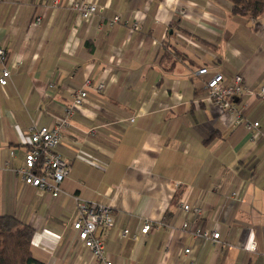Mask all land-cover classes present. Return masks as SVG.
Segmentation results:
<instances>
[{
  "label": "crops",
  "instance_id": "0c3cea01",
  "mask_svg": "<svg viewBox=\"0 0 264 264\" xmlns=\"http://www.w3.org/2000/svg\"><path fill=\"white\" fill-rule=\"evenodd\" d=\"M70 1L0 0V73L10 71L0 84V214L34 228L31 251L43 264H102L69 226L73 199L37 191L5 162L21 165L29 127L53 124L85 79L103 80L104 93L89 88L74 110L57 151L70 165L64 192L112 209L105 258L264 264V11L235 16L229 0H96L98 14L81 21ZM203 67L243 75L253 95L234 99L240 121L207 100ZM181 200L203 209L199 226L218 231L219 242L180 232L193 218ZM145 220L152 227L141 234Z\"/></svg>",
  "mask_w": 264,
  "mask_h": 264
},
{
  "label": "built area",
  "instance_id": "2783aa9c",
  "mask_svg": "<svg viewBox=\"0 0 264 264\" xmlns=\"http://www.w3.org/2000/svg\"><path fill=\"white\" fill-rule=\"evenodd\" d=\"M45 8L60 6V0H43ZM81 21H88L98 14L99 6L96 0H71L67 5ZM39 22V18H36ZM108 25L114 26L120 22V17L115 15L107 20ZM134 30L138 29L136 22L127 26ZM6 60V50L0 45V63L4 64ZM197 75L204 76L202 81L207 95L206 98L212 105L223 112H228L229 117H233L235 122L240 121L241 110L236 109L234 99L248 91L244 86V77L236 73L231 78H225L222 73H209L206 67L200 68ZM10 77V71L2 68L0 73V84L4 86ZM53 84H50L52 87ZM93 89L96 93L102 94L106 89V83L103 80L91 82L85 79L83 86L73 93L72 102L63 107L60 117H57L50 126L37 127L33 123L29 127L28 142L24 149L23 161L21 165L13 167L8 161L5 162V168L14 172L26 184L37 191L48 193L51 197H58L61 194L73 199L75 204V213L70 218L69 226L75 232L76 238L81 246L87 249L91 257L102 264H113L112 261L105 258V244L109 231L115 226V219L112 209L101 202L89 201L80 198L78 195H68L64 192L61 185L67 177L70 169L69 162L62 157L57 149L62 143L63 133L70 125L74 110L80 107L83 101L88 98V89ZM257 96L264 98V86L257 92ZM247 129L251 137L258 135V123L247 122ZM10 156L15 155L14 150H10ZM241 191L236 190L231 193V197L239 200ZM181 210L188 215L191 214L192 220H185L180 225V232H188L193 238L219 242L220 234L218 231L202 228L199 221L203 215V209L198 206H192L188 202L181 200L179 203ZM152 227L149 220H145L140 230L141 234H146ZM174 230V227H170ZM128 231L123 230L122 236H127ZM255 243H251L250 250H253ZM185 254L190 253V249H184Z\"/></svg>",
  "mask_w": 264,
  "mask_h": 264
},
{
  "label": "trees",
  "instance_id": "16d2710c",
  "mask_svg": "<svg viewBox=\"0 0 264 264\" xmlns=\"http://www.w3.org/2000/svg\"><path fill=\"white\" fill-rule=\"evenodd\" d=\"M235 16L258 18L264 11V0H229ZM205 94L207 92L204 87ZM34 228L17 217L0 214V264H43L31 251Z\"/></svg>",
  "mask_w": 264,
  "mask_h": 264
},
{
  "label": "rangeland",
  "instance_id": "374dc122",
  "mask_svg": "<svg viewBox=\"0 0 264 264\" xmlns=\"http://www.w3.org/2000/svg\"><path fill=\"white\" fill-rule=\"evenodd\" d=\"M94 259V258H93ZM95 260V259H94Z\"/></svg>",
  "mask_w": 264,
  "mask_h": 264
}]
</instances>
